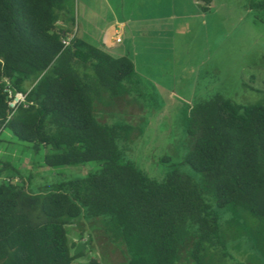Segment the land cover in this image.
<instances>
[{
    "label": "trees",
    "instance_id": "1",
    "mask_svg": "<svg viewBox=\"0 0 264 264\" xmlns=\"http://www.w3.org/2000/svg\"><path fill=\"white\" fill-rule=\"evenodd\" d=\"M200 1L202 12L210 11L212 0ZM64 2L0 0V133L47 150L48 168H99L34 193L18 168L4 164L0 264H83L77 261L86 252L73 253L67 229L74 224L83 236L97 230L96 223L124 248L120 264H209L227 243L221 210L264 220V104L238 105L221 95L196 104L186 164L201 172V182L178 170L156 182L119 148L134 126L97 114L104 97L119 102L127 96L133 60L69 39L58 26ZM249 7L264 11V0ZM7 87L27 96L14 111ZM15 177L20 183L11 181Z\"/></svg>",
    "mask_w": 264,
    "mask_h": 264
},
{
    "label": "rangeland",
    "instance_id": "2",
    "mask_svg": "<svg viewBox=\"0 0 264 264\" xmlns=\"http://www.w3.org/2000/svg\"><path fill=\"white\" fill-rule=\"evenodd\" d=\"M145 1L163 2L154 12L163 20L143 26L141 10L132 14L134 29L126 26L118 38L131 49L135 74L125 85L127 96L119 102L104 97L97 114L108 123L134 126L133 136L119 142V148L151 179L161 182L178 170L201 182V172L186 164L192 144L190 110L216 95L238 105L264 104V11L251 9L252 0H212L205 13L200 0ZM133 2L65 0L62 7L67 18L74 19L73 33L79 30L101 39L111 35L109 23L117 8L124 4L127 14ZM119 50L110 52L117 58ZM47 152L42 147L35 151L4 130L0 133L1 174H8L3 165L9 163L21 171L32 192L41 193L62 178L80 177L99 168L98 163L48 168L44 164ZM11 181L20 183L17 177ZM220 213L227 243L225 250L212 252L209 264H264V220L240 210ZM94 225L97 230L90 228L83 236L74 224L68 226V238L75 243L73 253L86 252L77 262L86 264L91 258L101 259L102 264L125 262L124 248L108 241L100 225Z\"/></svg>",
    "mask_w": 264,
    "mask_h": 264
},
{
    "label": "crops",
    "instance_id": "3",
    "mask_svg": "<svg viewBox=\"0 0 264 264\" xmlns=\"http://www.w3.org/2000/svg\"><path fill=\"white\" fill-rule=\"evenodd\" d=\"M87 2L89 3L90 0H87ZM162 5H163V2H158V3L157 2H146L145 0L139 2V0H134L132 8H130V10H128V13L125 14V13H123L125 7H124V4H122L121 7L117 8V11H115V16H114V19L112 20V22L109 23V24H111L110 25L111 29L109 31L111 35H109L108 38H107V36L106 37L103 36L101 39H99V38L93 39L91 36H89V33L82 32V31L79 33V30L75 31V33H73V29L71 28V26L74 25L72 23L73 22L72 20H74V19L71 17L67 18V16L65 15L67 13L64 10L60 14L61 16H60V20L58 22V26L62 30H68L67 36L69 37V39L73 38V37H77V38L85 39L91 43L93 42V40H95L98 42H93V43L96 44L97 47L105 46L109 50H111V49L116 50L118 47H120V50L118 51L120 53H118L117 58L124 57V56L130 57L131 49H130L129 45L125 44V42L123 40H121L120 42H117V39H119L118 34H121L120 32L123 31L126 26H128L130 30L134 29L133 27H131L132 20H133L132 14L134 12H136V9L141 10V12H140L141 18H140L139 22H141L143 26L155 25L154 23L156 22V20H157V22L159 21V19L163 20L162 17L157 18V17H155V14H154V12H156V11L158 12V9H160V6H162ZM109 11L112 12L111 10H109ZM156 16H158V14H156ZM134 23H135V21H134ZM93 43H92V45H94ZM98 43L100 46L98 45ZM115 44H118L121 46H116Z\"/></svg>",
    "mask_w": 264,
    "mask_h": 264
},
{
    "label": "built area",
    "instance_id": "4",
    "mask_svg": "<svg viewBox=\"0 0 264 264\" xmlns=\"http://www.w3.org/2000/svg\"><path fill=\"white\" fill-rule=\"evenodd\" d=\"M68 40L69 39H67L65 42L68 43ZM120 41H121L120 39H117V42H120ZM6 91L8 92V95H9L8 97H9L10 101H9L8 105H9V108L11 110L14 111L19 105L24 104L25 97H27L26 94H23L19 91H14V90L10 89L9 87H7Z\"/></svg>",
    "mask_w": 264,
    "mask_h": 264
}]
</instances>
